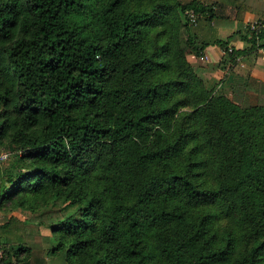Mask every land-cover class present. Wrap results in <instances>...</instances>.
I'll return each instance as SVG.
<instances>
[{
    "label": "trees",
    "instance_id": "trees-1",
    "mask_svg": "<svg viewBox=\"0 0 264 264\" xmlns=\"http://www.w3.org/2000/svg\"><path fill=\"white\" fill-rule=\"evenodd\" d=\"M190 9L0 0V264H264V82L208 89Z\"/></svg>",
    "mask_w": 264,
    "mask_h": 264
},
{
    "label": "crops",
    "instance_id": "crops-1",
    "mask_svg": "<svg viewBox=\"0 0 264 264\" xmlns=\"http://www.w3.org/2000/svg\"><path fill=\"white\" fill-rule=\"evenodd\" d=\"M196 1L211 4L212 14L201 15L197 23L191 25L196 43L205 47L201 55L189 53L188 61L214 94L231 96L233 88L241 84L246 88L242 104H254L258 83L264 82V50L252 47L251 41L243 35L248 33L251 23L264 16V0ZM215 39L239 51L234 54L235 61L231 62L227 52L213 43ZM45 229L48 228L40 226V232L47 235ZM6 246L13 250L17 244ZM12 261L16 264L15 258Z\"/></svg>",
    "mask_w": 264,
    "mask_h": 264
},
{
    "label": "rangeland",
    "instance_id": "rangeland-1",
    "mask_svg": "<svg viewBox=\"0 0 264 264\" xmlns=\"http://www.w3.org/2000/svg\"><path fill=\"white\" fill-rule=\"evenodd\" d=\"M143 3L145 4V7H151L152 4L156 1V0H142ZM183 2H186L188 0H181ZM176 15L179 16V18L181 17L183 21H186V15H185V12H181L179 10L176 11L175 13ZM175 15H172L171 17L173 18ZM189 22V21H188ZM191 25H195V24H191V22H189V26L191 28ZM252 102H250L249 104H251ZM248 103L247 104H243V105H249ZM3 153H6V157L2 159V157H0L1 162H0V165L3 166V168H6L7 171H14L15 172V169H13V166H14V156H13V153L7 149H3L1 151L0 154H3ZM47 199H50V196H46V197H38L36 199H34L33 201V204L35 205V207H37L39 204H41L42 202H44L45 200ZM50 200H53V197L50 199ZM27 209H25L24 207H15V208H10L9 206H7L5 209H0V217L1 216H13L15 217L16 219H18L19 221H23V220H26L27 219ZM2 220H5L4 218H2ZM30 225L28 224L27 226H25L26 228V231L29 232V227ZM44 227V226H43ZM40 229V227H39ZM47 230L46 232L47 235L50 234V231L48 229H45ZM44 236L46 234H43ZM45 239V238H44ZM42 241V240H41ZM41 243V242H40ZM43 243V242H42ZM16 244V243H15ZM45 245L47 247H50L52 245V242L48 243V244H42V248H46ZM11 250L9 247H7L6 245H1L0 249H1V255L3 254V252L6 250ZM55 264H64L63 261L61 259H57V261L55 262Z\"/></svg>",
    "mask_w": 264,
    "mask_h": 264
},
{
    "label": "built area",
    "instance_id": "built-area-1",
    "mask_svg": "<svg viewBox=\"0 0 264 264\" xmlns=\"http://www.w3.org/2000/svg\"><path fill=\"white\" fill-rule=\"evenodd\" d=\"M187 19L191 24H196L198 19V14L190 9L185 12ZM249 30L253 35L254 40V47L264 50V16L260 17L259 19L255 20L253 23L250 24ZM0 157L5 158L6 153L0 154ZM0 159V162L1 160ZM1 255V249H0Z\"/></svg>",
    "mask_w": 264,
    "mask_h": 264
}]
</instances>
